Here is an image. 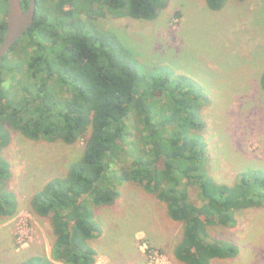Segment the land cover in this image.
I'll return each mask as SVG.
<instances>
[{
	"label": "trees",
	"instance_id": "16d2710c",
	"mask_svg": "<svg viewBox=\"0 0 264 264\" xmlns=\"http://www.w3.org/2000/svg\"><path fill=\"white\" fill-rule=\"evenodd\" d=\"M79 1L37 0L34 23L0 61V223L19 210L11 187L15 166L4 155L12 129L34 141L85 144L63 175L30 198L31 212L50 218L53 259L33 254L21 264H97L90 242L103 229L95 208L115 203L130 182L182 224L174 248L179 262L212 264L238 256L239 245L216 237L210 227H237L238 209L264 206V170L246 169L233 184L217 182L203 135L202 108L212 102L204 87L167 64L143 63L92 14L78 15L84 12L75 7ZM83 1L90 11L99 1L118 16L154 20L171 0ZM205 1L215 11L228 2ZM21 2L26 10L30 0ZM0 12L1 45L7 0H0ZM260 82L264 91V72ZM191 184L201 206L191 199Z\"/></svg>",
	"mask_w": 264,
	"mask_h": 264
},
{
	"label": "rangeland",
	"instance_id": "374dc122",
	"mask_svg": "<svg viewBox=\"0 0 264 264\" xmlns=\"http://www.w3.org/2000/svg\"><path fill=\"white\" fill-rule=\"evenodd\" d=\"M94 3L97 13L80 0L75 7L84 12L78 15L92 14L97 24L115 33L146 65L167 64L204 87L212 102L202 108L207 124L203 135L209 171L217 182L233 184L246 169L264 170V91L260 82L264 0H228L217 11L205 0H171L154 20L118 16L100 8L99 1ZM11 131L12 141L4 155L15 166L11 187L20 202L17 214L0 223V264H21L33 254L53 259L50 218L31 212L30 198L49 179L66 172L82 153L84 140L75 144L34 141L18 130ZM130 148L134 150L132 145ZM120 191L115 203L95 208L94 219L103 229L90 242L98 252L97 264H148L147 254L140 249L143 242L185 264L174 254L183 226L168 216L166 206L133 182ZM189 191L192 201L201 206L197 186L191 184ZM236 217L237 227L210 229L216 237L236 242L239 255L215 259L212 264H264V206L238 209Z\"/></svg>",
	"mask_w": 264,
	"mask_h": 264
},
{
	"label": "water",
	"instance_id": "95a60500",
	"mask_svg": "<svg viewBox=\"0 0 264 264\" xmlns=\"http://www.w3.org/2000/svg\"><path fill=\"white\" fill-rule=\"evenodd\" d=\"M36 9L37 0H30L26 10L21 0H7V29L0 45V61L34 23Z\"/></svg>",
	"mask_w": 264,
	"mask_h": 264
},
{
	"label": "built area",
	"instance_id": "2783aa9c",
	"mask_svg": "<svg viewBox=\"0 0 264 264\" xmlns=\"http://www.w3.org/2000/svg\"><path fill=\"white\" fill-rule=\"evenodd\" d=\"M140 249L143 253L147 254L148 264H178L175 260H172L169 256L153 248L146 242L140 245Z\"/></svg>",
	"mask_w": 264,
	"mask_h": 264
}]
</instances>
